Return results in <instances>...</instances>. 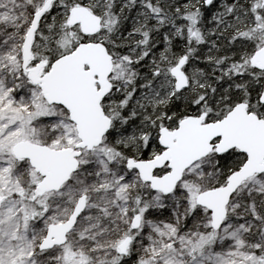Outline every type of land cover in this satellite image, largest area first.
<instances>
[{"label":"snow or ice","instance_id":"1","mask_svg":"<svg viewBox=\"0 0 264 264\" xmlns=\"http://www.w3.org/2000/svg\"><path fill=\"white\" fill-rule=\"evenodd\" d=\"M0 264H264V0H0Z\"/></svg>","mask_w":264,"mask_h":264}]
</instances>
